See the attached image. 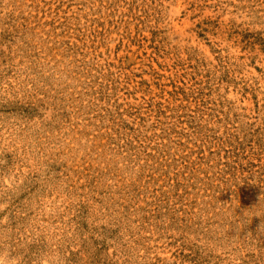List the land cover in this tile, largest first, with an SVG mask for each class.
<instances>
[{
  "label": "rangeland",
  "instance_id": "obj_1",
  "mask_svg": "<svg viewBox=\"0 0 264 264\" xmlns=\"http://www.w3.org/2000/svg\"><path fill=\"white\" fill-rule=\"evenodd\" d=\"M0 264H264V0H0Z\"/></svg>",
  "mask_w": 264,
  "mask_h": 264
}]
</instances>
